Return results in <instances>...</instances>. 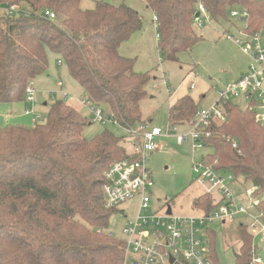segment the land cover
Returning a JSON list of instances; mask_svg holds the SVG:
<instances>
[{"label":"trees","instance_id":"1","mask_svg":"<svg viewBox=\"0 0 264 264\" xmlns=\"http://www.w3.org/2000/svg\"><path fill=\"white\" fill-rule=\"evenodd\" d=\"M157 18L158 50L162 62H180L203 42L195 16L202 4L211 21L232 23L231 13L242 11L243 32L264 31V0H145ZM23 14L10 15L7 6ZM51 11L55 19L45 17ZM134 8L97 1L93 10L81 0H0V103L26 100L27 87L47 73L48 52L61 57L74 81L96 105L107 110L124 129L149 123L141 102L153 71H135L136 59L120 54L123 44L143 30ZM246 109L224 101L226 120L213 122L205 147L212 150L202 162L228 173L235 182L255 188L264 221V125L249 102ZM201 110L190 95L169 109L173 128L191 126ZM89 124L63 100L54 102L47 122L26 127H0V264H124L125 245L108 235L118 209H106L105 173L129 157L125 137L109 130L92 139ZM237 143L233 148L232 143ZM192 208L212 213L213 199L202 194ZM209 257L218 264L215 234L208 229ZM239 249L235 264H251L255 236L248 225L236 228Z\"/></svg>","mask_w":264,"mask_h":264},{"label":"rangeland","instance_id":"2","mask_svg":"<svg viewBox=\"0 0 264 264\" xmlns=\"http://www.w3.org/2000/svg\"><path fill=\"white\" fill-rule=\"evenodd\" d=\"M97 1L102 0H81V8L84 10H93ZM115 6L125 4L134 8L140 13L150 17L151 12L144 6L143 0H104ZM240 14L241 11L237 10ZM147 17H145L146 19ZM242 16L239 18H232V23L222 26L229 34L239 36V31L244 28V23L241 21ZM149 19H146L147 22ZM150 26L154 29L152 20L148 21ZM154 22L155 16H154ZM208 26L204 28L200 27L199 32H205ZM157 28V27H156ZM145 28L138 33L139 38L132 42L130 47L136 54L151 55L150 60H155L153 65V75L158 80L152 81L148 87V97L141 102V112L143 119L148 121L145 125H148V130L155 128L161 129L164 133L171 130L169 137L160 139L161 150L151 153L145 159V167L151 173L154 187L150 191L152 197V203L147 210H141L139 206V199H135L131 202H127L118 207V213H116L109 228V232H113L116 235L121 236L122 229L126 222L135 220L138 216L142 218H152L155 213L166 210L167 207H171L173 214L178 216H198L199 211L192 208L193 201L200 195L204 194V188L198 184L195 180L196 175L193 171V165L202 162L203 157L212 152L209 148L199 147L197 151H194V143L189 139L184 144H179L177 136L189 135L192 128L190 126H180L173 128L169 122V109L170 98L173 97V93L182 87V90H187L189 94L195 92L189 88L195 81L196 74L200 78H209V74L212 75L214 71H208V67L215 69V64L208 59L212 51H216L221 48L217 54L224 55L228 52L230 58L236 56L237 51H233L229 46L230 42L226 40L218 39L219 46H215V42L207 41L206 43L198 44L193 52L184 53L181 55L180 62H162L161 56L158 50L156 31H148L145 38L142 33H145ZM134 37V36H133ZM132 37V38H133ZM260 43L264 49V31L259 35ZM226 39V38H225ZM224 49V50H222ZM216 52L212 57L217 59ZM142 56V55H140ZM141 58V57H140ZM49 66L47 73L39 76L33 84L35 90V100L29 103L27 100L15 104L0 103V127L8 125H19L26 127H33L41 125L47 122L49 107L58 100H63L65 103L75 106L80 114L88 119L89 124L85 128L84 136L87 139H92L96 135L109 130L119 137H125L126 142L124 147L128 153H132V141L128 135V132L113 121H106L105 123L92 121V113L90 108L83 104V100L88 96L73 80L67 66L62 62L60 56L55 53L48 52ZM220 63L227 62L224 58H220ZM159 61V62H157ZM226 65V64H225ZM226 67V66H225ZM151 69V70H152ZM218 70V69H217ZM145 72V71H144ZM164 72L165 79L160 77ZM221 73L220 71H218ZM191 76V77H190ZM62 81L63 87H59L58 82ZM166 82L169 85H166ZM198 82H196V85ZM169 90V91H168ZM53 94V95H52ZM172 94V96H171ZM213 93L208 96L211 98ZM210 98L202 103V107H209ZM232 102L239 105L242 109H246L250 103L241 97L238 99H232ZM47 103L48 106L44 104ZM264 98L258 101L257 106L252 108L260 118V122L264 125ZM27 110L32 111L34 114L27 116ZM108 114V111L105 110ZM35 116L39 118L35 120ZM233 183L232 188L236 192L235 198L245 207L248 208L247 214L238 215L233 221L224 223L222 220H213L206 222L201 227V242L204 247H209L207 244L209 240L208 229L215 234V250L218 259V264H235V252L239 249V241L237 239L236 228L239 224L249 225L258 219L259 225H263L264 222L260 218L256 208L253 206L254 202H258L259 199H253L247 194V188L242 183ZM252 189V188H250ZM260 228L258 227V230ZM255 244L260 247L259 256L264 257V234L257 232L255 234Z\"/></svg>","mask_w":264,"mask_h":264},{"label":"built area","instance_id":"3","mask_svg":"<svg viewBox=\"0 0 264 264\" xmlns=\"http://www.w3.org/2000/svg\"><path fill=\"white\" fill-rule=\"evenodd\" d=\"M3 10L10 15L23 14L22 9L16 5L7 6ZM198 12L200 16L198 18L195 16L196 25L203 26L210 22L202 4L199 5ZM44 16L50 19L56 18L51 11H46ZM240 16L244 17L245 14L242 11L241 14L238 11L232 12V17ZM155 21H157L156 17ZM241 35L243 39L234 37L229 39L251 57L248 71L223 88L214 105L198 112L195 123L190 126L192 128L190 134L177 136L179 144L191 139L194 143V151L199 147L204 148L205 139L211 136L208 129L213 122L222 123L226 120L222 102L243 97L249 103L264 98V49L260 43V34L249 36L241 33ZM58 85L62 87V83ZM26 100L29 103L35 100L33 84L27 87ZM83 104L90 108L92 121L100 123L113 121L109 113L106 114L101 106L96 105L89 98L83 100ZM26 114L34 113L27 110ZM38 118L35 116V120ZM147 128L148 125H139L125 129L132 140L133 151L126 160L114 163L105 173L106 209H118L122 204L135 199H139L141 210L149 209L152 203L150 191L154 187V181L145 167V159L150 153L161 149L160 139L169 137L171 130L164 133L159 128L152 130ZM232 146L237 148V143L233 141ZM193 171L196 175L195 180L204 188V194L213 199L215 210L209 215L178 216L173 213L168 214L166 209L155 213L152 218L138 216L135 220L126 222L121 236L108 232L110 237L124 243L126 250L124 264H213L209 257V247H204L201 242V227L215 219L224 223L231 222L236 216L247 214L248 208L235 198L236 192L232 188L235 179L232 175L218 171L212 165L203 162L194 164ZM254 192L255 188L247 190L251 198ZM259 202H254L253 206L256 210ZM257 212L262 219V214L258 210ZM248 229L254 236L257 232L264 234V224L260 226L257 218L248 225ZM207 244L209 245L208 242ZM251 264H264V259L257 254L256 249Z\"/></svg>","mask_w":264,"mask_h":264},{"label":"crops","instance_id":"4","mask_svg":"<svg viewBox=\"0 0 264 264\" xmlns=\"http://www.w3.org/2000/svg\"><path fill=\"white\" fill-rule=\"evenodd\" d=\"M143 2H144V6L146 7V9L149 12L150 10L147 8V6L145 4V0H143ZM141 16H142L143 22H144L143 30L145 28V31H144L145 33H142V35L145 38L147 37V40H148L147 32L148 31L153 32V30L156 31L157 43L155 44V46H157L158 41H159V37L157 34L155 22H154V15L151 12L150 17L146 16L143 13ZM145 17H147L146 19L152 20V23L154 25V29L150 26V23L148 22L149 20L147 22H145V20H146ZM208 19H210V22L207 24L205 23L203 26H201L202 28H204V26H208L205 29L206 30L205 32H202V33L199 32L198 29L200 27L196 26L197 33L203 38V42H201V43L203 44V43H206L207 41H213V42H215V46L218 47L219 46L218 39H220V40L224 39V40L231 43V45L229 47L233 51H237V49L239 51H237L235 57L230 58L228 52H226L224 55L217 54L219 51H221V48L217 49L216 51L213 50L212 53L210 54V56L208 57V59H210V61L215 64V69H211L208 67V71H214L212 73V75L209 74V76H208L209 78H200L196 74V76L193 80L195 82L192 83V85L189 88L191 91L195 90V92L193 94H189V93H187L188 92L187 90H182V87H179L178 90L173 93V97L170 98V101H171L170 107L178 99H180L184 96L190 95L197 103L200 104L201 109H207L217 102V100L219 98V93L223 88H225L228 84L239 79L243 74H245L248 71V69L250 67L251 57L248 54L244 53L242 48L238 44H236L234 41L229 39V37H234L235 39H243V37L241 35V33L243 32V29L241 31H239V36H235V35L229 34L226 31V29H224L222 26L217 25L214 22H212L209 15H208ZM241 21L243 22L242 19H241ZM138 38H139V35L136 34V35H134L133 38H131V40L129 42L123 44L122 47L120 48V54L126 58L136 59V63H135V71L136 72L144 73V71L145 72L153 71L152 68L157 66V65L156 64L153 65V62L155 61L154 59L150 60L152 56L151 55L149 56V54L145 55L144 52H143V54H136L134 52V50H132V48L129 45L132 42H134L135 40H137ZM222 50H224V49H222ZM215 52H216L217 57H218L217 59H214L212 57L213 53H215ZM140 55H142V56H140ZM220 58H224L226 61H228V63L227 62L220 63V61H221V60H219ZM157 62H159V61H157ZM218 71H220L221 73H219ZM165 75L166 74L164 72H162V75L160 77L165 79V77H166ZM157 80H158V78L156 76H154V81H157ZM74 82L80 87V85L76 81H74ZM196 82H198L197 83L198 86L196 85ZM59 83H62V81H59L58 84ZM165 83H166V85H169L168 82L165 81ZM62 87H63V83H62ZM263 87H264V83H263ZM210 93H213L212 94L213 96L211 98L208 96ZM171 96H172V94H171ZM207 98H210L211 101L209 102L210 103L209 107L204 108V107H202V103L204 101H206ZM44 105L48 106L47 103H45ZM69 105H71V104H69ZM14 106H15L14 108H17L15 104H14ZM71 106L74 107L76 110H78L75 106H73V105H71ZM260 106H264V105L261 104ZM27 116H29V115H27ZM125 142L126 141H124V143ZM132 148H133V145H132ZM128 154H130V153H128ZM152 154L153 153H151V155ZM239 182L237 181L235 183H239ZM166 209H169V207H167ZM172 213H173V211H172ZM201 215H203V214L200 213L198 216H201ZM257 247H258L257 254H259L260 247L259 246H257ZM262 258L264 259V257H262Z\"/></svg>","mask_w":264,"mask_h":264},{"label":"water","instance_id":"5","mask_svg":"<svg viewBox=\"0 0 264 264\" xmlns=\"http://www.w3.org/2000/svg\"><path fill=\"white\" fill-rule=\"evenodd\" d=\"M200 16V13L198 12L197 14H196V18H198ZM172 213V209H171V207H169V209H168V214H171ZM172 262H173V260H172Z\"/></svg>","mask_w":264,"mask_h":264},{"label":"bare ground","instance_id":"6","mask_svg":"<svg viewBox=\"0 0 264 264\" xmlns=\"http://www.w3.org/2000/svg\"><path fill=\"white\" fill-rule=\"evenodd\" d=\"M231 17H232V13H231ZM234 18V17H233ZM197 27H201V26H198V25H196Z\"/></svg>","mask_w":264,"mask_h":264}]
</instances>
